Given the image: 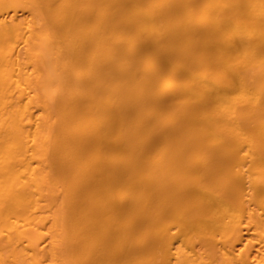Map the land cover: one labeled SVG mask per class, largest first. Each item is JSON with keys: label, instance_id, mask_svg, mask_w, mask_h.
<instances>
[{"label": "bare ground", "instance_id": "6f19581e", "mask_svg": "<svg viewBox=\"0 0 264 264\" xmlns=\"http://www.w3.org/2000/svg\"><path fill=\"white\" fill-rule=\"evenodd\" d=\"M0 264H264V0H0Z\"/></svg>", "mask_w": 264, "mask_h": 264}]
</instances>
